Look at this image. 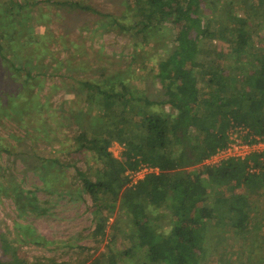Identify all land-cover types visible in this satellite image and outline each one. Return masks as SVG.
<instances>
[{
  "label": "trees",
  "instance_id": "trees-1",
  "mask_svg": "<svg viewBox=\"0 0 264 264\" xmlns=\"http://www.w3.org/2000/svg\"><path fill=\"white\" fill-rule=\"evenodd\" d=\"M234 2L123 0L119 9L106 10L91 0H0V148L16 154L5 135L51 148L60 144L63 157L35 156L45 189L70 194L72 188L90 199L93 251L78 245L88 252L76 262L51 259L50 264H133L135 258L142 259L140 264H264V161L253 156L204 164L226 141L232 123L264 136V50L255 44L253 17L239 15ZM221 10L226 16L219 20L215 13ZM45 12L50 23L62 13L63 32L51 25L41 29L40 37L33 32L29 25L45 19ZM79 17L94 20L80 27L77 41L67 24ZM166 30L172 44L157 63L161 88L155 98L135 91L121 71L92 67L85 60L77 66L60 57L80 54L86 39L114 33L131 40L132 59L148 69L145 52L138 50L163 48L166 43L158 44L156 37ZM102 73L113 74L100 82ZM55 76L69 82L75 97L48 103L51 93H41L42 88ZM89 103L107 115L85 114L81 107ZM113 142L123 144L120 156L110 150ZM83 156L91 157L95 168L88 161L78 165ZM251 162L258 171H251ZM143 163L158 171L130 184L126 171ZM69 167L71 183L60 182L66 176L57 170ZM9 186L0 190L14 197L20 212H47L35 192ZM18 244L0 224V264H44L29 259ZM212 254L221 262L211 263Z\"/></svg>",
  "mask_w": 264,
  "mask_h": 264
},
{
  "label": "rangeland",
  "instance_id": "rangeland-1",
  "mask_svg": "<svg viewBox=\"0 0 264 264\" xmlns=\"http://www.w3.org/2000/svg\"><path fill=\"white\" fill-rule=\"evenodd\" d=\"M18 1L25 2L26 0ZM122 1L123 0H120V2H117V0H91L92 3L106 10L119 9V5L122 4ZM234 3L237 4L236 10L239 15L243 16L246 14L249 18L253 17V21L255 22L253 24L251 23L250 29L254 30L255 44L264 50V0H235ZM239 5H243L244 7L253 6L254 10L250 8V10L253 11L251 14L241 9V7L238 9ZM35 13L32 14L36 16L37 13L40 14L41 12ZM45 13V19L35 20L29 25L33 32L40 37L42 33L41 29L47 27V25L53 26L58 33L60 31L63 32L64 27L59 24L63 21L62 13L55 16L52 23H50L49 20L51 14L49 12ZM215 16L221 20L225 19L226 14L225 11L221 10L215 13ZM93 20L94 18L92 17H79L74 24L71 25L68 23V30L71 33H76L70 35L75 37V40L79 41L80 34L78 30L84 23ZM171 36L172 33L167 30L165 34L164 32H160L159 35H157L156 38L161 40L158 44L163 45L166 43L161 49H155L151 45L139 48L138 51L142 54L145 52V61H148V69L143 67L140 59H137L136 61L132 59L131 54L134 50L131 40L127 36L116 35L114 33H104L97 35L92 39H86V48H84L80 54L64 52L60 54V57L67 56L68 58H71L70 61L74 60L73 63L77 66L80 65V60H85L88 64L93 65L92 67H95L96 64H98L103 65V67L105 65L109 68H113V73L121 71L122 76L133 85L135 91L138 93H143L144 91L147 94H150L151 98H155L161 88V84L155 76V73L157 72V63L161 57L166 55L169 47H171ZM167 39L169 40L166 42L165 40ZM37 46L39 45L37 44ZM44 58L46 60H51L53 64L56 63L55 59L52 57ZM33 59L34 61L36 60L34 57ZM64 69L65 68L62 66L61 70ZM149 69H151V71ZM113 73H109L106 76H103L104 73H102V75L99 76L100 82H102L105 77L111 76ZM98 74H100V72ZM55 83L60 85V87L49 89V85ZM67 84L68 88L66 87ZM42 90L43 92L41 93L43 94L48 93V91L51 93V98L47 100L48 103L51 104H55L60 97H64L66 100L68 96L69 98L75 97V92L71 89L69 82L62 83L61 79L57 76L51 81H48ZM227 91H229V89H227ZM16 92L19 94V90ZM66 105L68 106V103H66ZM165 107L167 111L171 110L169 106ZM81 109L85 114L88 113L91 117L92 115L98 116L103 113L107 115L101 106L94 103L83 105ZM57 120V117L54 116V125L57 123ZM5 132L7 133V131ZM3 138L5 143H11L12 151H15L16 154H9L0 148V185H4L3 188L10 187L9 185L12 183L20 185L26 192H35L37 197L41 199L43 205L48 207L47 212L38 215L29 212H20L15 204L14 197L7 196L4 191L1 192L0 190V224L5 228L8 237L10 239H16V243H19L18 245H20L22 251H24L29 259H40L44 264H50L51 259H54L58 263L68 260L76 262L80 256H84L86 255V252H88L87 250H80L78 245L88 246L91 249L90 251H93L92 247L95 244V240L88 234L94 227L92 214L87 210L90 203L89 197L82 194V192H75L72 188L70 190L73 193L70 194L64 192L52 193L47 191L43 183L41 161L37 160L35 157L36 154L44 157H51V155L63 157L64 155L58 151V148H61L62 146L56 144L54 146L52 145L53 147L51 148L50 144H34L30 140L16 141L12 137L6 135ZM5 143L3 145H5ZM123 148L124 146L120 142H113L110 146V150L115 156H120ZM84 157L85 156L78 161V165L83 166L86 164V161H88V164L92 168H95L94 165L96 163H94L92 158L88 157L87 160V158ZM26 162H32L31 166H28ZM57 171H63L64 173L62 174L66 176L62 177L60 182L69 180L71 183L72 175L74 173L72 167L60 168ZM69 186L77 187L74 184H70ZM18 223H23L24 225L29 226L26 228L20 227ZM111 223L112 219L109 221L108 225L110 226ZM165 229L168 228L166 227ZM23 232L26 233L23 234ZM24 238L27 240L34 238L41 241L38 243H33L31 241L24 242ZM212 241L216 243L215 238H213ZM212 241L210 242L212 243ZM104 244L105 243L103 242L100 246L102 250L105 249ZM220 244H222V241L219 245ZM223 244L229 248V239H225ZM0 254H2L1 249ZM131 261L133 264H140L142 259L135 258L134 260L131 259ZM209 261L211 263L213 261L215 263L221 262L215 254L209 256Z\"/></svg>",
  "mask_w": 264,
  "mask_h": 264
},
{
  "label": "built area",
  "instance_id": "built-area-1",
  "mask_svg": "<svg viewBox=\"0 0 264 264\" xmlns=\"http://www.w3.org/2000/svg\"><path fill=\"white\" fill-rule=\"evenodd\" d=\"M226 141L219 145L205 160L204 164L220 165L228 159L246 160L258 156L264 161V136L255 134L249 127L232 123L226 131ZM250 163V161H249ZM251 171H258L251 162ZM158 171V167L143 163L135 169H128L126 174L130 184H135L143 179L147 173Z\"/></svg>",
  "mask_w": 264,
  "mask_h": 264
}]
</instances>
